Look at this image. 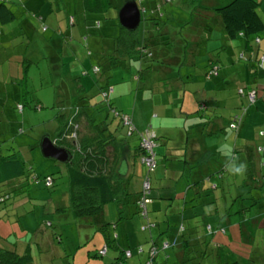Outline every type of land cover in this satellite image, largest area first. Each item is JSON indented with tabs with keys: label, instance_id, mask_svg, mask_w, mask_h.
I'll return each mask as SVG.
<instances>
[{
	"label": "rangeland",
	"instance_id": "1",
	"mask_svg": "<svg viewBox=\"0 0 264 264\" xmlns=\"http://www.w3.org/2000/svg\"><path fill=\"white\" fill-rule=\"evenodd\" d=\"M205 1L210 4L223 6L229 0ZM256 1L260 2L261 0ZM106 2L107 5L105 4L106 6L103 10L102 6L100 11H88L86 0H19V2L13 0L10 8L15 18L9 23L2 24L0 22V33L5 35L0 45V104L3 103L4 109V112H2L3 118L0 119V151L3 154H7L10 151L9 147L13 146L15 151L21 155L26 167V177L22 187L18 191H10V199L0 205V247L14 250L19 255H23L29 248L33 264H113L115 259L120 258V256L127 264H146L148 261H150V264H169L165 259L164 261L162 259V254L165 252L172 253L170 262H174V248L172 246L164 247L166 239L170 238L166 234L167 230L164 223L165 215L168 216L167 210H165V215L160 214L161 219L155 221V227L150 225L145 232L144 230L140 231V226L134 227V224H132L133 218L137 217L136 214L133 213V215L128 216L131 219L129 220L130 223H128V234L131 237L127 240L123 237V229L121 230L120 227V223H124V220L128 219L125 216V212H119L120 203H108L104 208V221L111 224L108 226L107 233L109 238L112 239L113 237L115 240L111 241L107 247V240L105 241L103 233L96 228L93 221L76 219L72 215L68 202L69 179L67 174V167L71 165L45 157L40 148V142L45 136L52 139L53 135H55L58 128L55 116L58 112L61 113V107L66 105L67 102L76 104L77 101H80L78 100L80 95L76 92L79 84L85 88L86 94L83 97L88 99L89 102L88 107L86 103H81L83 105L80 108L81 112L84 115L87 114L88 116L86 117H89L95 125L107 127L117 140L127 143L134 149L137 146V138H139L140 143V135L145 130L150 134H154L151 127L146 126L142 130L136 128L131 133L133 135L126 137L130 134V126L125 125L117 116L114 117L110 111L109 104H107L106 100H102L97 90L98 84L104 85L106 83V74L108 73L99 64L101 52H106V49L111 46L110 38L118 37L121 31L118 22L120 9L117 11L119 7H122L121 0H106ZM181 2L182 0L174 1L172 6H169L170 8L162 9L164 17L160 24L157 25L160 30L159 32L154 30L153 35L159 37L166 29L172 26L177 28L181 26L182 37H177L176 39H185L182 41L183 46L185 42H188L191 48L189 37L185 36V27L192 26L190 18L196 17V12L191 10L188 0H185L184 3ZM197 3H199V0L194 1L192 4L197 5ZM257 12L264 23V0L261 1ZM179 18L189 19L190 23L182 26L183 23H180ZM71 19L72 22H70ZM163 22L165 24H162ZM94 24L96 25L94 26ZM148 27H150L149 21L142 20L136 34L140 35ZM164 28L166 29L164 30ZM177 28L176 30L179 29ZM85 35L88 36L86 42L83 41ZM259 37L262 39L261 48L264 53V31L259 34ZM168 38L171 40L170 37ZM195 38L200 39L199 36H195ZM173 40L169 43L166 41V43L162 42L161 46L162 49H167L170 52L168 56L173 58L175 64H166L160 60L159 64L162 70L158 73L155 72V75L158 74L157 76L168 71V69L176 72L179 67V61L183 62L185 56L190 55L186 52L181 54V57L177 52V42ZM88 51L91 53L90 56H88ZM220 55L222 60L228 57L224 50L220 51ZM252 56H255L254 50L252 51ZM7 57H9L8 60L6 59ZM229 59L230 63L235 57L229 56ZM137 63L132 62V65ZM95 65L101 69L98 75L93 70ZM245 65V61L229 65L231 68L229 69L240 76L236 83L226 84L223 88H217L216 90H208L207 93L216 92L219 94L220 99H222V105L206 103V108L199 111V104L203 103L204 100L194 102L197 106V112L192 115L200 120L206 119L208 121L209 115L214 117L217 114L215 126L219 127L220 125L223 130V133L214 139L212 136L205 137L207 144H215L219 147L222 143L223 155L221 163L225 167H223L222 178L214 179L219 186L216 190V195H218L219 201L217 203L221 210L218 211V215H215L217 220L215 221L216 223L213 222V230H210L206 225L205 228L200 227L199 232L203 238L207 237L209 242L211 240L213 242L219 240L216 243L221 247L219 252L223 255L224 261L236 258L246 259L247 255H249L247 244H234V241L239 238V227H241L240 231L242 234L247 235L250 232L253 233L252 224L254 223L256 227L257 223L258 226L254 228L255 236L253 238L255 247H264V191L256 186L257 176H253L256 180L253 181L251 180V175L254 174V171L249 176L245 172L243 177L238 176L236 180H233L226 168V165L230 163L233 147H235V144L239 146L241 142L236 137V130L231 128L230 123L236 126L241 120V128L244 123H247L246 118L252 115L251 128L247 126V129H245L247 132L246 137L251 140L252 145H257L264 140L258 137L259 132H264V105L260 104V102L257 105H252L249 107L250 110L248 109L250 114H246L247 110L244 111L242 107H246L248 102L246 98L238 94L239 89L246 91L253 79L247 78V81L243 80L242 67L246 68L247 66V70L253 68L249 64ZM23 67L27 68V93L18 100L24 105L23 113H19L15 108L16 99L12 97L11 88L14 86V79L20 80L22 77ZM136 69H125V67L120 66L115 69V73L121 75L126 81L129 80L133 86L136 83L133 80V76L137 73ZM180 69H182L184 74L186 68L180 67ZM77 79H80L82 83H75ZM195 83L184 85L186 91L184 97L191 100L203 97L209 99L211 93L207 94L203 89H195L201 86ZM164 87L169 88L168 85ZM156 91L154 103L157 104L159 99H161V95H159L158 90ZM177 91L179 92L180 90L178 89ZM149 92L152 94L153 91ZM142 93L145 95L146 91L143 90ZM178 94L180 95L178 96L179 102H181L184 94ZM90 96L93 97V100ZM130 100V98H124V104H131ZM38 102L42 106L40 111L34 108ZM152 102L149 99L148 103L150 105ZM186 104L193 105V102L188 101ZM187 109L189 110V108ZM236 116L238 117L237 122L234 119ZM84 118L85 116L80 118L81 126L85 123ZM135 119L136 121L138 120L137 116H135ZM139 120L138 123L140 125L144 124L145 119ZM149 120H153L155 125L159 122V119H156L155 116ZM118 121H121L120 125ZM166 124L163 123V125ZM132 125L134 126V124ZM156 127L154 126L153 128ZM20 130H23L22 134L17 133L14 135L15 131L19 132ZM193 130V133L198 135L197 129ZM84 133H88L87 130ZM175 137V142L180 141L179 136ZM158 140H155V143ZM157 148L161 149V156H163L164 145L156 144L155 154L157 153ZM73 154L72 160L75 162L76 158ZM157 159H161L159 155ZM133 163L136 169H134L130 187L128 188L130 196L127 198L126 207L128 205L132 207L131 202L135 197V191L140 187V183L137 180L139 175L137 170L142 169L145 174L147 172L146 167L137 157L133 159ZM162 164L164 162L158 164L157 170H155L156 174L154 172L150 175L153 197L157 196V190L163 189V183L165 184L161 177L163 174ZM250 167L257 168V163L255 162V165L251 164ZM48 176H52L54 179L53 187H46L45 185L44 180ZM35 177L38 178L37 181H35ZM181 189L183 190L184 188ZM220 193H222V196H220ZM167 203L169 202L167 201ZM172 207L174 210L176 209L174 204H171L168 208ZM242 208L245 209V213L241 212ZM204 210L207 213L209 212L207 208ZM259 216L262 217L260 221L258 220ZM197 220L199 221L198 224H202V217H198ZM48 223L52 224L51 227ZM140 223L142 221H139V225ZM187 223L190 224L186 221ZM229 224H234V227H229ZM114 225H118L117 228H114ZM145 226L147 225L145 224ZM215 227L221 228L220 232L212 233L215 231ZM224 229L226 233L220 234ZM168 231L171 232V229ZM172 231H176L177 234L182 233L179 225L172 227ZM152 232L153 237H155L153 238L154 240L161 233H165L160 237L156 248L157 255L153 257L154 259L151 256V251L155 248L154 244H152L154 240L150 238ZM185 233L188 232L185 231ZM116 237H119L118 240H116ZM137 242L140 245H137ZM139 249L141 250L140 253L138 252ZM142 249H144L143 253ZM103 250L107 252L94 257V254ZM125 250H131L132 256L124 257L122 254ZM261 253L264 254V252ZM177 260L180 261V258ZM173 264H178V262L175 261Z\"/></svg>",
	"mask_w": 264,
	"mask_h": 264
},
{
	"label": "trees",
	"instance_id": "2",
	"mask_svg": "<svg viewBox=\"0 0 264 264\" xmlns=\"http://www.w3.org/2000/svg\"><path fill=\"white\" fill-rule=\"evenodd\" d=\"M12 1L0 0V22L2 24L9 23L15 18L10 8ZM17 1L19 2V0ZM125 1L127 0H121L122 5ZM133 1H135L138 5L141 15V21L145 18L143 15L146 12L145 8L143 7L145 1L150 4V9L147 11L148 14L150 13V15H152V17L148 20L150 27H148V29H144V31H142L140 35L136 34V31L139 28L132 32L120 27L122 32L120 31L118 37L110 38L111 46L106 49V52H101V60L99 64L104 67V69H106V73L108 72L106 74V80H109L110 77L108 76H110L112 72L114 73L117 67L123 66L125 67V69L131 68L132 66H134L132 65V62H138L135 65V68H137V73L133 77L138 78V81H136L135 90L138 89V92H140L141 94L143 90H146L144 87V85H146L145 83H148L149 80L158 75H155V72L158 73L160 72V70H162L159 61L161 60L166 64H169V60H173V58L168 56L170 52L167 49H162L161 43L165 41L169 43L170 40L168 37L171 36L170 38H172L171 34H173V32H178V35L181 34V26L179 27L177 25L179 29L174 26L170 27L169 29L164 28V30H166L162 32V35H159V37L153 35L154 30H156L157 32H159L160 30L157 25L160 24V21L164 17L162 9L172 6V3L177 0ZM229 1H227L228 3L223 6L210 4L207 3V1H199L197 5L189 3L191 10H194L196 12V17L190 18L192 26L185 27V30L193 28L195 26L197 27L203 19L204 14L211 13L216 16L218 20H208L203 29L205 32L209 33L210 31L218 28L222 29L223 33L229 40L242 39L241 41L239 40V42H243V46L239 47H242L243 50H240V53L238 52V54H236V52L238 51V46H236L234 47L235 55L232 54L230 56L235 57L234 60L236 62L245 61L246 65L249 64L251 67H253L251 68V74H249V70H247V78L253 79L246 88V91H244L243 89H239L240 91L238 90V94L241 97L246 98L248 102V105L246 107H242L244 111L247 110V114L249 113L248 109L250 106L257 105L258 102L264 105V53L261 48L262 39L259 37V34L264 31V23L257 12L262 0L260 2H257L256 0ZM181 3H184V0H182ZM86 4L88 7V11H100L102 6L103 10V8L107 5V2L106 0H86ZM119 9L120 7L117 9V11ZM188 20L189 19L179 18L180 23H183L182 26H184L185 24H189L190 21ZM70 22H72V19L70 20ZM162 24L165 23L163 22ZM95 25L96 24H94V26ZM176 28L178 30H176ZM4 36V34L0 33V45L2 43L1 40ZM165 36L166 38H164ZM87 38L88 36L85 35L83 41L86 42ZM253 50L255 52V56H252ZM90 55L91 53L88 51V56ZM6 59L8 60L9 57H7ZM234 60H232L233 62L231 61L230 63L225 62L228 65L224 63V69L230 68V64H235L236 62ZM209 62L210 67L207 70L205 76L208 80H212L220 75V68L216 63H214L215 59L211 58ZM146 64L147 66L141 67V65ZM93 70L97 75L101 72V69L97 65L93 67ZM250 75L251 77H249ZM142 79H144V81H142ZM14 81L15 83L11 90L13 99H16L15 108L19 113H23L24 105L18 100L20 98H23L27 93L26 83L28 81V77L26 67H23L22 77L20 78V80L16 78L14 79ZM245 81H247V79ZM75 83L79 84L80 79L75 80ZM149 83L151 84V82ZM229 83L231 82H228V84ZM224 85L225 84H223V86ZM97 86V90L100 93L102 100H106L107 104H109L111 113L114 115V117L117 116L121 121H123L122 116H124L125 114L117 111L113 103L111 102L112 100L110 99L112 86L109 84L106 85V83L104 85L98 84ZM151 87L152 85L148 86L147 89L152 90ZM76 92L80 95V97L78 96V100L80 101H77L76 104L67 102L66 105L61 107V113L58 112V114L55 116V119L58 123L57 131L55 132V135H53L52 139H49L55 146L66 149L71 155V159L67 163L68 165H71L70 167H67V174L69 179L68 202L73 217L76 219H86L88 221H93L96 228L98 230H101V232L103 233L102 235L104 236L105 241L107 240L106 246L108 247L111 241H114L115 239H113V237L112 239L109 238V235L107 233L108 226L111 224H108L104 221V208L108 203L118 202L120 203L119 212L121 213L122 209L120 210V207H122V201L130 196V194L128 193V182L122 181L121 179V173L123 171L124 164L123 162H126L124 158V154L126 153V150L124 149L125 143L117 140L114 137L113 133L109 131L107 127L95 125V123L91 119H89V117H86L88 116L87 114L84 115L81 112L80 108L83 107L81 103H86L88 107L89 102L88 99L83 97V95L86 94L83 86L79 84V86L76 88ZM249 93L254 94V101L252 102L249 99ZM90 98L93 100L92 96H90ZM206 103L215 104V100H207L203 103H200L199 111H202V109L206 108ZM34 108L35 110L40 111L42 109V106L38 102ZM64 110L66 111V113ZM2 112H4L3 103L0 104V119L3 118ZM81 116H85V123H83L82 126L80 123ZM209 117L212 118L211 115H209ZM121 121H118L119 125L121 124ZM240 125H242L241 120L240 122H238V125H236V128H234V130H236V137L239 138V141L245 140V136H239ZM85 130H87L88 133H84ZM22 132L23 130H20L19 132L15 131L14 135H16L17 133L22 134ZM131 133L132 132L130 131V134L126 137L133 135ZM258 137L264 139V132H259ZM235 146L237 145L235 144ZM237 147L239 150L236 153L235 149ZM237 147L232 149V156H237V154L241 153V145ZM9 149L10 151L7 154H3L0 151V205L6 203L10 199V191L15 192L22 187V183L23 181H25L26 177V167L24 161L21 158V155L17 151H15L13 146L9 147ZM139 150L140 159L142 156L140 145ZM251 151L253 153V158L248 163L249 165H246V173H248L249 176L254 171V174L251 175V180L256 181L253 176H257L256 179L258 181L256 186L264 191V140L255 145V148L253 146V148H251ZM72 153H74L73 155L76 158L75 162L72 160ZM238 157L239 159H241V155H238ZM255 162L257 163V168L250 167L251 164L255 165ZM223 167L225 166H223V164L221 163L219 166L218 174L216 175L217 179L222 178ZM152 173L154 172L146 174L150 181L151 188L152 184L150 175ZM231 176L233 180H236L234 179L232 174ZM34 179L35 181H37L38 178L35 177ZM48 179L50 180L51 184L47 186L45 179L44 181L46 187H53V177L48 176ZM218 187L219 186L216 183L210 181H207L204 186L202 184V186L200 187L201 190L199 196L195 200L194 204V208H197V212L192 214V216L190 215V219L184 218L183 212L176 214L179 217V221L176 224L175 222L171 221L169 217H166V234H173V236L170 238V240H168L169 242L166 241L164 244H167V247L172 246L173 248H176L177 251L181 254L180 261L177 260L178 264H264V254L261 253L264 252V247L258 246V248H256L255 240L253 239L255 236L254 228H257V223L256 227L254 223L252 224L253 233L250 232V234L247 235H243L240 231L241 227H239V238L234 241V244H247L249 255L246 259L236 258L224 261L223 255H221L219 252V249L221 247H219V244L216 243L217 241L213 242L211 240L209 242L207 240V237L203 238V236L200 235V227L205 228L207 225L210 230H213V228L211 227V225H213L212 219L215 222L217 220V217L215 215H218V211L221 210V207H219L217 203L219 201L218 195H216V190L218 189ZM141 192L142 190L138 193L135 200L137 213L139 214L140 210L137 207V201L141 195ZM220 194V196H222V193ZM149 199H152L150 198V194ZM206 208L209 210L208 213L204 211V209ZM198 210H200V212H198ZM241 212L245 213V209L242 208ZM198 217H202V224H198ZM261 218L262 217L259 216L258 220L260 221ZM119 219L121 220L122 218L119 217ZM186 221L190 224H186ZM145 222L148 228L150 227V225H153V227H155V222L151 220H147ZM48 225L51 227L52 224L48 223ZM178 225L182 229L181 234H177L176 231H172V227H176ZM147 226H145L144 224L143 227ZM229 227H234V224H229ZM169 229H171V232L168 231ZM220 230L221 228L215 227V231L212 233L216 234L220 232ZM185 231H187L188 233L184 234ZM223 233H226L225 229L220 234ZM164 234L165 233H161L160 236H157V240L151 238L154 240L152 241V244H154L155 247L158 246L159 239ZM222 247L224 246L222 245ZM103 251V254L107 252L105 250ZM100 252L102 251L94 254V257L100 256ZM127 252H130L129 257H131V250L123 251L122 255L126 257ZM0 264H33L32 257L29 253V248L23 255H19L14 250L4 249L0 247ZM113 264L127 263L126 261H123L120 256V258L115 259Z\"/></svg>",
	"mask_w": 264,
	"mask_h": 264
},
{
	"label": "crops",
	"instance_id": "3",
	"mask_svg": "<svg viewBox=\"0 0 264 264\" xmlns=\"http://www.w3.org/2000/svg\"><path fill=\"white\" fill-rule=\"evenodd\" d=\"M188 1L190 3H193L194 1H198V0H188ZM199 1L203 2L205 0H199ZM143 7L145 8L146 11L145 14H143L145 17L144 21H148L149 18L152 17L150 13L149 14L147 13V11L150 9V4L145 1ZM208 20L217 21L218 18H216V16H214L211 13L208 14L206 13L204 14L203 19L201 20V22L198 24L197 27L195 26L193 28H189L188 31L186 30L185 36L189 37V41L191 42L192 45L191 48L189 47L188 42H185L184 43L185 45L183 46L182 41L185 40L184 38H183L184 40L175 39L177 37H182L181 34L178 35V32H173V34H171L172 38L170 41L172 42V40L175 39L174 41L177 42L178 54H180V56L182 57L181 54L183 53L185 54L186 52H188L190 55L185 56L183 62L179 61V67L176 72H173L172 69L171 70L168 69V71L161 73L160 76H155L151 80H149L151 84L149 82L145 83L146 84L144 85L146 89L145 95L143 93L140 94V92H138V89L137 90L134 89L136 83L132 86V83L129 82V80L126 81V79H123L121 75H118L115 72L114 73L112 72V74L108 76L111 78V80H106V85L109 84L112 86L110 99L112 100L111 102L113 103V105H115L114 106L115 109L129 116L132 124H134L135 126L134 127L135 129L137 128L138 130H142L146 126L151 127V130L154 132L156 136L155 140L159 139L158 142L156 141V144L158 145L159 143L160 145H164L163 156H161L162 154L161 149L160 148L156 149L157 151L156 168L158 164L164 162V164L161 165V169L163 171L161 177L163 178L164 180L163 182H165V184L163 183V189L157 190L158 194L156 197H153L152 195L153 186L151 188L150 198L152 199L151 202L146 207L147 210L146 219L148 221L149 220L153 222L158 221L159 219H161L160 214L165 215V210H167L166 212L168 213V216L165 215L164 223L166 217H169V219L175 222L176 224L179 221V217L176 214L182 212L184 213L183 214L184 218L190 219L191 218L190 215L192 216V214L197 212V208H194V204H195V200L199 196L201 190L200 187L202 186V184L204 186L207 181L216 183L214 179L217 180L216 175L218 174L219 166L221 164V158L223 155L222 154L223 151L221 147L222 143L219 145V147H217L215 144L214 145L207 144L205 137L212 136L214 139L219 134H222L223 130L220 125L219 127L215 126L216 118L218 117L217 115H214V117L212 116V118L209 117L208 121L206 119L200 120L197 117H193L192 115L196 114L197 112V106L196 104H194V102H200L201 100L204 101L215 100L216 105L218 106L222 105V99H220L219 94H217L216 92H212V93L210 92L211 94L207 93L208 90H216L217 88H223L224 83L225 85L228 84V82L236 83L238 81V77L240 79V76L238 75V73L237 74L233 73V71L230 70L231 68L230 69L225 68L224 71L223 64L225 62L229 63L230 59L229 57H227L225 58V60H222L220 51L224 50V53L228 54V56L232 54L235 55L234 47L238 46L237 48L238 51L236 52V54H238V52L240 53V50H243L242 47H239V46H243L242 45L243 42H239V40L241 41L242 39L229 40L226 37V35L223 33L222 29L217 28L215 30L210 31L209 33L205 32L203 29ZM195 36H199L200 39H196ZM211 58L215 59L214 63H216L219 66L220 75L215 79L208 80L205 74L210 67L209 60ZM169 64L174 65L175 63L173 60H169ZM145 66H147V64L141 65V67H145ZM180 67L186 68L184 74L182 73V69H180ZM131 68L135 69V65L132 66ZM249 71L248 73L251 74L252 73L251 69ZM241 74L243 80H246L247 69L245 67H242ZM249 77H251V75ZM137 79H138L137 77H133V80L135 82L138 81ZM195 81H197V83H195ZM192 83L201 85L200 87H196L195 89L205 90L204 92L210 94V98L206 99V97H203V98H196L195 100H191L190 98L186 99L184 97L186 93L184 85L185 84L192 85ZM150 85H152L151 87L153 88L152 90L147 89L148 86ZM165 85H168L169 88L167 89L166 87H164ZM178 89L180 90L179 92L177 91ZM156 90H158L159 95H161V99H159V102L157 104L154 103V98H155L154 95L157 94ZM149 91H153L152 94ZM178 93L184 94L181 102H179L178 96L180 95ZM124 98L131 99L130 103L132 104V108H131V104L128 105L124 104ZM149 99L153 101L151 105L150 103H148ZM188 101H192L193 105L186 104V102ZM186 107L189 108V110ZM135 116H137L138 119L137 121L135 119ZM153 116H155L156 119H159V122L156 125L153 123V120H149L153 118ZM252 118H253L252 115H249L246 118L247 123H244L243 127L241 126L240 134H239V136L240 135L245 136V140H241L239 144V146L241 145V151H240L241 153L237 154V156L241 155V159H239V162H244L246 165H249L248 163L253 158V153L251 151V148H253V146L255 148V145H252V142H250L251 140H249L248 137H246L247 132L245 131V129H247V126H250L251 128L250 123ZM139 119H145L144 124L140 125L138 123L140 121ZM163 123H167V124L163 125ZM154 126L157 127L153 128ZM193 129H197L198 135L196 133H193L194 131ZM134 136L136 135L134 134ZM175 136H179L180 141L175 142L176 139ZM137 139H138L137 146L134 149H132L131 146H129L127 143H125L124 145L125 146L124 149L126 150L124 158L126 162H123L124 164H123V171L121 173L122 176L121 179L122 181H127L129 187H130V181L132 179L131 177L133 176L134 173V169H136L133 163V159L134 158L136 159V157L139 159L140 156V150H139L140 143H139V138ZM130 144L132 143L130 142ZM236 147L237 146L233 148ZM238 150L239 149L237 147L235 149V152L237 153ZM158 155L161 158L160 160L157 159ZM137 172L139 173L137 180L140 183V187L135 191L136 192L135 197L131 202L132 207H130V205L126 207L125 205L128 203V201L127 199H124L122 201L123 204L122 207H120V210L122 209V212H125L126 218H128V216L130 215H133V213L136 214L137 217L133 218L132 224H134V227L137 225L140 226V231H142V227L144 226V224H146L145 221L147 220L143 219L141 214L137 213L135 200L138 193L142 190L143 181L145 179L147 172L145 174V172H143L142 169L139 171L137 170ZM233 177L235 179L238 178V176L235 175H233ZM181 188L184 189L182 190ZM173 189H174V193H173ZM167 201L169 203H167ZM171 204L175 205L176 208L175 210L173 209V207L170 209L168 208L169 206H171ZM172 209L174 210V212ZM198 212H200V210H198ZM129 220L131 219L130 218L125 219L124 223H120L121 230L123 229V233H124L123 237H125V239L127 240H129L128 238L131 237L130 234H128V229H129L128 223H130ZM139 221H142L140 225H139ZM213 222L214 220L212 219V224ZM117 226L118 225H115V228H117ZM168 235L170 238L173 236V234H168ZM118 238L119 237H116V240H118ZM150 238H155L153 237V232L152 234H150ZM170 238H167L166 241L169 242L168 240H170ZM217 242H219V240H217ZM136 244L140 245L139 242H137ZM173 250H175L174 253V262H175L177 261L178 258L181 259V254L177 251L176 248H174ZM143 251L144 249H142V253ZM171 254H172L171 252L163 253L162 254L163 261L165 259L167 263L173 264L174 262L173 263L170 262L172 259Z\"/></svg>",
	"mask_w": 264,
	"mask_h": 264
},
{
	"label": "built area",
	"instance_id": "4",
	"mask_svg": "<svg viewBox=\"0 0 264 264\" xmlns=\"http://www.w3.org/2000/svg\"><path fill=\"white\" fill-rule=\"evenodd\" d=\"M248 96H249V99L251 102L254 101V94L253 93H249ZM234 119L237 122L238 117L236 116ZM122 120H123L125 125L130 126L129 130L131 132H133L135 128L132 125L130 117L127 115H124V116H122ZM230 126L233 129L236 128V126H234V125L230 124ZM140 137H141L140 148L142 150V156L140 158V162L146 167L147 173L154 172V170L156 169V164H157L156 154H155V146H156L155 134H153V133L150 134L147 130H145L140 135ZM50 184H51L50 180L47 178L46 179V185L49 186ZM150 188H151L150 181H149L148 177L145 176V179L143 181V186H142V192H141V195L137 201V207L140 210V214L143 217V219H146V217H147L146 207L151 202V200L149 199ZM146 228H148V226L142 227V230H145ZM164 245H165L164 247H167V244H164ZM156 248H157V246L155 248H153L151 251L152 258L157 254ZM138 252L140 253L141 250L139 249ZM103 253H104V251L100 252V254H103ZM129 256H130V252H127L126 257H129ZM146 264H150V261H148Z\"/></svg>",
	"mask_w": 264,
	"mask_h": 264
},
{
	"label": "water",
	"instance_id": "5",
	"mask_svg": "<svg viewBox=\"0 0 264 264\" xmlns=\"http://www.w3.org/2000/svg\"><path fill=\"white\" fill-rule=\"evenodd\" d=\"M140 21L141 15L137 3L133 0L125 1L118 12L120 27L127 31H135L139 27ZM40 148L45 157L52 158L57 162L67 164L71 159V155L66 149L55 146L47 136L41 140Z\"/></svg>",
	"mask_w": 264,
	"mask_h": 264
},
{
	"label": "clouds",
	"instance_id": "6",
	"mask_svg": "<svg viewBox=\"0 0 264 264\" xmlns=\"http://www.w3.org/2000/svg\"><path fill=\"white\" fill-rule=\"evenodd\" d=\"M246 164L244 162H239L238 156H231L230 163L226 165L227 171L235 176L243 177L246 172Z\"/></svg>",
	"mask_w": 264,
	"mask_h": 264
}]
</instances>
